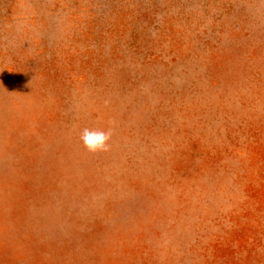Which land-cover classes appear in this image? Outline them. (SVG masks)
<instances>
[{
	"label": "rangeland",
	"instance_id": "374dc122",
	"mask_svg": "<svg viewBox=\"0 0 264 264\" xmlns=\"http://www.w3.org/2000/svg\"><path fill=\"white\" fill-rule=\"evenodd\" d=\"M0 264H264V0H0Z\"/></svg>",
	"mask_w": 264,
	"mask_h": 264
},
{
	"label": "clouds",
	"instance_id": "9594fccd",
	"mask_svg": "<svg viewBox=\"0 0 264 264\" xmlns=\"http://www.w3.org/2000/svg\"><path fill=\"white\" fill-rule=\"evenodd\" d=\"M111 131L84 129L81 135V140L84 147L90 153L106 152L109 150V140Z\"/></svg>",
	"mask_w": 264,
	"mask_h": 264
}]
</instances>
